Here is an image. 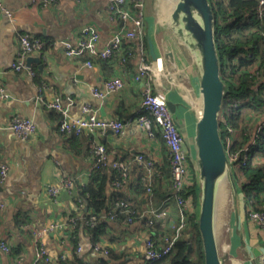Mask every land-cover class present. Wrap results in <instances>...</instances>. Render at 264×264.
<instances>
[{
  "label": "crops",
  "instance_id": "1",
  "mask_svg": "<svg viewBox=\"0 0 264 264\" xmlns=\"http://www.w3.org/2000/svg\"><path fill=\"white\" fill-rule=\"evenodd\" d=\"M107 4L108 0H61L52 6L44 5L42 0L3 2L11 18L3 16L0 19V83L10 98L0 102V160L9 166L7 179L0 183V203L4 205L0 211V241L7 238L11 253L4 254L0 249V264H34L37 250L32 241L34 231L78 213L77 191L62 192L50 198L47 189L57 185L62 176L87 182L92 172V149L96 144L107 148L110 160L140 153L151 159L158 169L161 163L169 165L166 146L158 134L151 140L144 129L135 124L121 136L106 131L72 137L59 131V114L47 106L58 99L67 107L70 118H79L82 106L87 104L105 119L123 120L136 115L144 88L133 76L141 57L151 64L152 92L176 106L172 116L179 125L178 131L190 155L189 166L195 175L191 136L200 107L196 76L190 54L169 29L162 13L164 5H161L162 12L153 8L145 12L141 36L124 42L110 60L95 62L88 68L84 65L85 56L68 58L64 55L63 43H76L81 30L87 26L97 28L98 48L105 47L112 33L121 28L108 21ZM21 35L40 39L45 44L43 51L25 60L32 76L28 71L17 72L12 68L20 50L18 38ZM149 44L155 58H161L162 70L152 58ZM121 56L128 57L124 73L118 65ZM28 58H38L41 63L31 61L27 64ZM119 75L124 79V87L118 93L102 100L92 96L91 88L100 87L105 80ZM15 115L34 121L36 132L33 136L20 138L8 129ZM168 189L171 190L169 179H162L161 183H156L150 197L137 196L133 205L139 218L133 224L106 221L108 228L97 244L112 252V259L108 254L92 250L91 235L83 227L75 234L71 228L64 227L40 237L39 244L46 249L48 257V263L42 264H59L62 258L72 261L75 256L82 259V264L102 261L106 264H144L147 261L145 238L171 233L179 222L176 203L169 199L167 216L156 219L151 230L144 229L143 222L151 217V211L161 208L170 197L172 191L166 193ZM236 202L222 205L217 217L225 264H264V231L247 223L244 199L240 204ZM183 234L186 238L189 236ZM74 246H80L82 251L77 254Z\"/></svg>",
  "mask_w": 264,
  "mask_h": 264
},
{
  "label": "built area",
  "instance_id": "2",
  "mask_svg": "<svg viewBox=\"0 0 264 264\" xmlns=\"http://www.w3.org/2000/svg\"><path fill=\"white\" fill-rule=\"evenodd\" d=\"M34 2V0H32ZM61 0H42L44 5H55ZM79 2L80 0H75ZM4 0H0V19L5 16L11 18V13L3 6ZM260 0V6L263 5ZM261 13V10L259 11ZM107 19L112 25H121L120 29H116L109 37L105 47L98 48L100 34L96 27H84L79 39L76 43L64 42L63 52L68 58H80L86 56L84 65L91 68L95 62L108 61L121 48L124 42L128 43L136 37H140L144 21H145V0H108L106 7ZM141 42V40H139ZM19 52L17 60L12 64V68L17 71H28L29 75L33 73L25 64L28 56L39 53L44 49V42L40 39L32 38L28 35H21L18 38ZM140 45V44H139ZM142 46L140 45V48ZM162 60L157 58L155 63L159 64L162 70ZM122 73L126 69V60L120 59L118 62ZM255 67L252 71L258 77L261 70ZM151 64L145 58L141 57V63L133 76L135 82L140 83L144 90L140 99L138 113L127 117L126 119L110 118L105 119L99 116L98 110L90 105H84L81 108V116L79 118H70L67 114V107L61 104L56 99L47 104L51 109H54L60 115L59 131L61 133H73L80 135L82 133H105L111 131L115 136L123 135L133 125L137 124L142 127L151 140L155 139L156 134L162 138L169 156L170 177L169 183L171 187V195L164 202L161 208L151 211V217L143 222L145 231L151 230L156 219L164 218L168 214L167 201L173 199L178 208L179 222L174 227L171 233H159L151 235L144 240L145 253L148 260L157 261L168 256L175 244L180 240L183 231L186 228L187 217L189 214L195 213L194 197L190 188L196 185L195 175L189 166L190 155L184 147L183 138L180 135L175 124L174 118L167 108L165 99L152 92L151 87ZM264 82V76L258 78L255 89ZM124 87V79L122 75L115 76L112 79L105 80L100 87L91 88V94L94 98L102 100L111 95L118 93ZM9 94L5 87L0 83V102L8 100ZM251 97L241 98L240 100L228 102L226 110H223L220 118V125L224 127L222 130L223 142L225 150L234 172V177L237 184H241L244 178L241 172L248 166H255L264 164V157L257 156V146L264 136V105L262 110L257 112L249 110L248 115L243 118V122L238 126H233L227 122L228 113L236 110L241 104L249 102ZM70 104V103H69ZM11 132L20 138L33 136L36 132V126L32 119L23 118L15 115L11 118L8 128ZM240 144H239V143ZM238 146H235V145ZM92 169H100L105 166H110L112 169L119 170L123 177L127 176V166L121 163L118 159L110 160V153L102 144H96L92 149ZM134 161L139 165L140 170L143 171L144 179L147 181L146 195H152L151 179L154 171V162L147 159L143 154H137ZM9 174L8 164L0 160V183H3ZM120 182H115L113 185L118 187ZM84 185L80 178H72L62 176L57 185L48 187L47 195L50 198H55L58 194L65 192L67 194L75 193L77 186ZM240 187V185H239ZM241 188V187H240ZM244 203L246 201L244 200ZM78 213L70 216L64 221L52 223L43 229L35 230L32 235V241L37 247L35 253V262L48 261L46 249L39 244V239L42 235L48 232L61 231L64 227L74 229L83 219V210L86 205L78 204ZM119 206L127 208L128 217L125 219V224L130 225L134 223V213L128 210L129 204L120 203ZM4 209V205L0 203V211ZM121 211L120 213H123ZM85 213V212H84ZM118 214L105 213L102 218L106 221H115ZM246 221L249 225L254 226L256 230L264 231V212L255 211L249 205L246 207ZM141 218V217H140ZM96 222V215H90L86 221V225H94ZM94 252H101L107 255L106 250H101L100 244H95L91 247ZM0 249L4 254H10V247L6 237L0 241ZM82 251L80 246L75 248L78 254Z\"/></svg>",
  "mask_w": 264,
  "mask_h": 264
},
{
  "label": "trees",
  "instance_id": "3",
  "mask_svg": "<svg viewBox=\"0 0 264 264\" xmlns=\"http://www.w3.org/2000/svg\"><path fill=\"white\" fill-rule=\"evenodd\" d=\"M259 1L209 0L215 16L214 38L221 62V79L226 85L223 110H226L228 102L251 97L249 102L241 104L239 108L228 113L227 122L233 126L241 124L249 110L259 112L264 105V82L259 85L258 89H255L258 78L264 76V3L260 6ZM262 1L264 2V0ZM260 10L261 13H259ZM124 58L127 66L128 57H120V59ZM255 67H258V71L261 70L258 77L252 71ZM220 126L222 131V125ZM66 134H71L72 137L79 136L73 133ZM256 155L264 157V136L261 137L257 146ZM134 157L118 158L128 168L126 177H123L119 170L105 166L100 169H92L88 181L82 186H77L78 204L84 203L87 212L83 213L84 220L72 229V233L75 234L79 228L83 227V230L85 229L91 235V247L97 244L103 231L108 228L106 220L102 218L105 213H117L118 217L114 222L122 221L125 223L128 213L126 212L127 208L118 205L121 202L129 204L128 210L134 213V221L139 218L133 204L137 196L146 194L147 181L144 179L145 173L140 170L139 165L134 161ZM241 174L244 181L239 185L246 205L255 211L264 212V164L248 165ZM169 177V165L161 163V169H158L155 164L150 185L152 192H155L156 183H161L162 179L167 180ZM115 182H120L118 187L113 185ZM169 191L171 190H166V193ZM190 191L195 199L194 206L196 209L195 186L191 187ZM88 211L92 215H96V222L92 226L86 225L90 216ZM121 211L124 212L120 213ZM196 218V212L189 214L186 228L183 231L189 236L186 238L182 234L168 256L157 261L147 259L144 264H203L202 246L198 236ZM101 250H106L108 257L112 259V252L103 247ZM81 260L75 256L72 261H67L64 258L58 261L59 264H82ZM42 263L48 262L39 261L36 264ZM100 264L106 263L102 261Z\"/></svg>",
  "mask_w": 264,
  "mask_h": 264
},
{
  "label": "water",
  "instance_id": "4",
  "mask_svg": "<svg viewBox=\"0 0 264 264\" xmlns=\"http://www.w3.org/2000/svg\"><path fill=\"white\" fill-rule=\"evenodd\" d=\"M162 1L150 0V5L162 12ZM163 2L167 11L162 13L168 21L169 29L192 58L200 98L191 137L196 178V223L203 264H225L218 242L220 196L226 186L229 187L230 203H242L243 195L235 180L220 131L226 85L221 79V62L214 38L215 16L209 0ZM149 46L155 61L157 58L151 44ZM31 61L41 63L38 58H28L27 64ZM39 69L42 70L41 65ZM165 102L171 114H174L175 104ZM175 124L178 128L179 125ZM86 211L87 208L84 209Z\"/></svg>",
  "mask_w": 264,
  "mask_h": 264
},
{
  "label": "rangeland",
  "instance_id": "5",
  "mask_svg": "<svg viewBox=\"0 0 264 264\" xmlns=\"http://www.w3.org/2000/svg\"><path fill=\"white\" fill-rule=\"evenodd\" d=\"M163 1H167V0H163ZM161 2V4L162 5H165L164 4V2ZM161 7V6H160ZM162 8V7H161ZM151 9H152V7H151V5H150V0H145V12H147V10L148 11H151ZM222 130H224V127L222 126ZM220 131H221V126H220ZM221 135H222V132H221ZM227 184H225V186H226ZM228 204H230V201H229V187H224V189H223V194L220 196V203H219V209H218V214H219V211L221 212V210H222V205H227L228 206ZM198 230V229H197ZM221 232V234H219ZM219 245H220V251H221V254H222V247H223V242H222V231L219 229ZM198 236H199V234H198ZM199 239H200V237H199Z\"/></svg>",
  "mask_w": 264,
  "mask_h": 264
},
{
  "label": "bare ground",
  "instance_id": "6",
  "mask_svg": "<svg viewBox=\"0 0 264 264\" xmlns=\"http://www.w3.org/2000/svg\"><path fill=\"white\" fill-rule=\"evenodd\" d=\"M166 7H165V5H164V13L167 11V8L165 9Z\"/></svg>",
  "mask_w": 264,
  "mask_h": 264
}]
</instances>
